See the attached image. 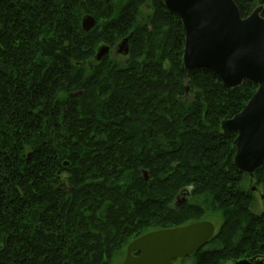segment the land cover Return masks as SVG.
<instances>
[{"label": "trees", "instance_id": "obj_1", "mask_svg": "<svg viewBox=\"0 0 264 264\" xmlns=\"http://www.w3.org/2000/svg\"><path fill=\"white\" fill-rule=\"evenodd\" d=\"M233 1L243 18L264 6ZM124 38L125 59L110 56ZM184 40L163 0H0V264H113L205 216L221 221L191 264H264V211L220 127L257 85L187 73Z\"/></svg>", "mask_w": 264, "mask_h": 264}, {"label": "water", "instance_id": "obj_2", "mask_svg": "<svg viewBox=\"0 0 264 264\" xmlns=\"http://www.w3.org/2000/svg\"><path fill=\"white\" fill-rule=\"evenodd\" d=\"M165 8L181 21L184 32L183 68L187 73L200 68L211 69L227 89L240 86L244 80L257 88L243 109L221 121L223 133L236 134L233 140L235 168L252 176L264 161V17L263 6L242 17L233 0H163ZM96 21L86 14L81 21L84 32ZM117 52L128 53V38L117 46ZM101 46L99 61L108 53ZM144 179L147 174L143 172ZM216 230L208 220L172 228L149 231L131 240L120 264H174L207 244ZM259 261L258 264H262ZM232 264H255L240 259Z\"/></svg>", "mask_w": 264, "mask_h": 264}, {"label": "rangeland", "instance_id": "obj_3", "mask_svg": "<svg viewBox=\"0 0 264 264\" xmlns=\"http://www.w3.org/2000/svg\"><path fill=\"white\" fill-rule=\"evenodd\" d=\"M264 8V6H263ZM101 46H107L105 44H100L98 45L97 49H96V53H97V50L98 48H100ZM118 46V45H117ZM112 51V53L109 54V50H108V53L107 55L109 54L110 56H116L118 57L119 59L123 58L125 59L126 55L123 54V53H118L116 50H117V47ZM109 47V46H108ZM96 53H95V56H94V59L95 61H98L96 59ZM246 185L248 186H251V188L253 189L252 190V195H253V203L251 204V209L254 213H261L262 211H264V181L262 182H258L256 177H254V175L252 174V176H250V179H248V182H246ZM254 186H257L256 188H254ZM182 199V196H180L178 199H176V202H180V200ZM193 201V200H192ZM203 220H208V221H211L216 229L220 223V218H216V217H207L205 216L203 218ZM125 256V250L120 254V256L116 257L113 261V264H120L121 261L123 260ZM233 261H229V262H225L224 264H232ZM182 264H191L190 263V260L189 259H185L183 260Z\"/></svg>", "mask_w": 264, "mask_h": 264}, {"label": "flooded vegetation", "instance_id": "obj_4", "mask_svg": "<svg viewBox=\"0 0 264 264\" xmlns=\"http://www.w3.org/2000/svg\"><path fill=\"white\" fill-rule=\"evenodd\" d=\"M178 199V198H177ZM186 257H184V258H178V259H175V260H173V263L174 264H182V262H183V260L185 259ZM252 260H253V262L255 263V264H258L259 263V261H257L256 259H253V258H251ZM261 261V260H260ZM234 262V261H233Z\"/></svg>", "mask_w": 264, "mask_h": 264}]
</instances>
